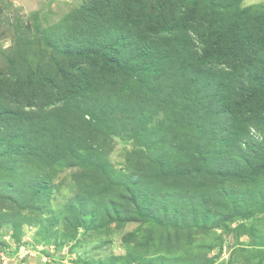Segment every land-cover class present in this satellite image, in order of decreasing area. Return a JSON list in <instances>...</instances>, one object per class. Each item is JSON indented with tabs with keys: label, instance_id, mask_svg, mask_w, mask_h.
I'll return each instance as SVG.
<instances>
[{
	"label": "rangeland",
	"instance_id": "1",
	"mask_svg": "<svg viewBox=\"0 0 264 264\" xmlns=\"http://www.w3.org/2000/svg\"><path fill=\"white\" fill-rule=\"evenodd\" d=\"M7 74L0 264H264V0H0Z\"/></svg>",
	"mask_w": 264,
	"mask_h": 264
},
{
	"label": "trees",
	"instance_id": "2",
	"mask_svg": "<svg viewBox=\"0 0 264 264\" xmlns=\"http://www.w3.org/2000/svg\"><path fill=\"white\" fill-rule=\"evenodd\" d=\"M155 34L156 35L164 34V31H163V29H161L159 27L155 31ZM239 48L240 47L237 46V43H234V49H239ZM218 55H219L218 56V60H217L218 63L228 62L229 59L227 58V56L225 54H223V55L218 54ZM243 57L239 58L238 60L242 61ZM211 59H213V57H211L210 60ZM83 62H84V59H83ZM83 62H82V66H81L82 70L85 67ZM247 62H249L248 59H247V61H245V63H247ZM75 68L76 69L71 70L72 73H75V72L84 73V72L78 70L79 64H76ZM66 70H68V69H65L64 71H66ZM67 74H68V72H64V73H62L61 77L62 78H65V77L69 78L70 79V83H69L70 86H76V85L79 84V81H82V79L78 80V76L77 75L71 74V75L68 76ZM1 77H2V75H0V94L1 93H8L10 91L11 92H15V93H17V92L21 93L23 95H21L20 97H22L23 102H20V104L22 106L17 107V108H15L12 103H9L7 106H4L3 103L6 100H3L2 97L0 96V106L4 107V108L0 107V118H1L0 121L4 120V119H8L9 120L11 116L13 117L15 115H17L20 119H22V117L24 115H26L27 112H29V114L35 113L36 115H38L42 110H45V108L43 107L46 104L45 102H47L48 105L49 104L50 105L53 104L50 101V95H48L47 93L42 95V93L38 89V86H35V83L31 87H27L29 89V94L25 95V90L26 89H25V85L21 84L22 82H18L15 77L10 76L8 74L5 75L3 80H1ZM71 92H74V90L71 91ZM59 93H61V92H59ZM213 95H214L213 99H214L215 103L221 102L222 101L221 98H223V96H224L221 90H215L213 92ZM262 96H264V92H263ZM263 98L264 97L253 96L252 98H250L251 99V105L258 103V101L263 99ZM27 106H30L33 110L29 111ZM240 114H242V110L240 111ZM242 115H247V111L244 110ZM180 131L182 133V130H180ZM184 133H182V134H184ZM178 135H181V134H178ZM183 140H184V138H183Z\"/></svg>",
	"mask_w": 264,
	"mask_h": 264
}]
</instances>
